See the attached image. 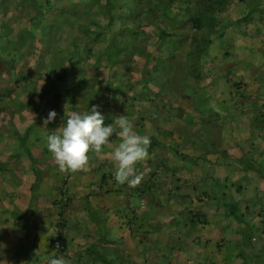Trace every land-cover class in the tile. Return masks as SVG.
I'll list each match as a JSON object with an SVG mask.
<instances>
[{
  "label": "crops",
  "instance_id": "obj_1",
  "mask_svg": "<svg viewBox=\"0 0 264 264\" xmlns=\"http://www.w3.org/2000/svg\"><path fill=\"white\" fill-rule=\"evenodd\" d=\"M26 8L0 0V264H264V91L240 85L233 43L218 48L226 35L198 52L175 33L151 66L138 38L86 42L77 26L53 31V15L23 19ZM176 58L183 86L167 88L176 74L162 63ZM93 105L104 126L123 115L150 136L138 186L114 179L115 134L88 171L54 164L47 135Z\"/></svg>",
  "mask_w": 264,
  "mask_h": 264
},
{
  "label": "rangeland",
  "instance_id": "obj_2",
  "mask_svg": "<svg viewBox=\"0 0 264 264\" xmlns=\"http://www.w3.org/2000/svg\"><path fill=\"white\" fill-rule=\"evenodd\" d=\"M76 4L77 7H80L79 4L85 3L86 0H72ZM70 3V0H53L52 7L55 8L53 10H56L53 14L55 15L56 26L58 22L62 19V11L64 9L72 7L73 3ZM180 0H116V3L111 5V11L113 12V17L117 18V20L112 23V25H109L108 29L103 31L102 33V40L104 41L106 37H108L110 31L115 32H121L122 29H127L131 32H136L133 34L134 36H130V33H122L124 37H127L128 39H136V41H142L141 46H144L146 42L148 44L147 51H149V55L144 57L147 63L151 64V66L155 63V59L157 56L162 55V49L164 51H171L173 50V39L175 37H168L169 39H166L168 43H164L158 39L157 36H159V31L165 29L166 33L168 34H175L179 33L180 36H187V38L191 37V44L192 47H196L197 44H199L200 39L203 37H209V34L206 29H202L200 31L195 32L193 30V24L188 19V15H183V13H178L177 8L182 6L184 10L186 8L189 9H195L198 7V1L197 0H189L188 2H185L183 5H180ZM70 3V4H69ZM188 3V5H187ZM105 4V3H104ZM97 8V7H96ZM96 8H93L96 9ZM165 10H168L169 12H166ZM259 10H263L264 13V0H262L261 6L259 7ZM106 6L103 8H100V12H95L94 20L96 23H100V25L105 24L107 21L108 14L105 12ZM183 11V10H182ZM181 11V12H182ZM111 12V13H112ZM169 13L168 15H164V13ZM176 13V15H175ZM195 13V12H194ZM231 14V18H235L237 14L236 9L231 10V12H228ZM24 17L30 16L33 14V10L31 8H26V11L22 13ZM82 15L81 13L74 15L68 13V17H63L65 24L60 25V29L58 30V33L60 31L65 32V36L68 37L75 35L74 28L78 27V21L79 17ZM68 18V19H66ZM222 20V19H221ZM224 20V19H223ZM226 21V20H225ZM111 26V27H110ZM237 29V31H236ZM142 34L141 36H138L139 34ZM226 36H224L223 39L225 40L221 42V46H218L220 50H223L224 47H228V41L233 43V47L235 48L237 59L240 61L236 66H239L242 68V72H238V74L243 75L240 77L241 81H238L240 85H243L244 88L248 85L249 88L256 91H264V18L261 17H255L253 22L245 28L243 24L241 25H235L232 29L226 30ZM218 32H213V34H210L211 39L215 43V38L217 37ZM59 35V34H58ZM122 36V39H123ZM210 38V37H209ZM60 40V39H59ZM135 42V39L133 40ZM212 46V45H211ZM206 44V47H211ZM213 50H216V47H212ZM184 59V58H183ZM208 60V58H207ZM228 60V59H225ZM139 64L141 63V60L138 59ZM218 63L217 61H214ZM216 65V63H214ZM161 63V62H160ZM158 63V64H160ZM166 67V72L172 74H176L174 78L170 79V81H164L167 88L176 87L178 84L183 86V83L180 82V78H182L184 75V71L186 68V64H181V62L178 61V58L175 60H166L162 63ZM248 64H250L252 67L248 70ZM213 65V66H214ZM209 66V67H213ZM218 66V65H216ZM243 68H245L243 70ZM196 73V72H195ZM198 76L200 75L199 73ZM235 76V75H234ZM233 74H229L227 79L225 80H235ZM252 77V78H250ZM251 79V80H250ZM245 82H247L245 84ZM192 85H195V88L199 91H201L202 82L192 80ZM194 89V88H193ZM246 89V88H245ZM235 258H228L226 259V262L228 264H232L233 260Z\"/></svg>",
  "mask_w": 264,
  "mask_h": 264
},
{
  "label": "clouds",
  "instance_id": "obj_3",
  "mask_svg": "<svg viewBox=\"0 0 264 264\" xmlns=\"http://www.w3.org/2000/svg\"><path fill=\"white\" fill-rule=\"evenodd\" d=\"M56 116L54 110L50 111L43 121L44 127ZM104 119L97 105L83 113L69 112L66 122L46 137V147L54 164L61 173L88 171L89 153L100 154L104 146L111 144L109 138L115 134L120 143L110 152L115 166L114 179L118 185L138 186L142 175L137 172V165L149 159L150 136L136 132L126 116L119 115L114 121L115 127L113 123L104 126ZM48 264H71V260L61 256L49 259Z\"/></svg>",
  "mask_w": 264,
  "mask_h": 264
},
{
  "label": "trees",
  "instance_id": "obj_4",
  "mask_svg": "<svg viewBox=\"0 0 264 264\" xmlns=\"http://www.w3.org/2000/svg\"><path fill=\"white\" fill-rule=\"evenodd\" d=\"M16 1H18L20 4H24L26 6L31 7V9L34 11V14H36L37 18H41L49 14L51 16L53 15L52 19L55 20V15L53 13L56 12V10L52 11L55 8V4L53 5L54 8L52 7L53 0H16ZM180 1L182 2V3L180 2L181 3L180 5H183L185 2H188L189 0H180ZM197 1H198L197 8L195 9L186 8V10H184L182 6L181 7L179 6L177 8V11L178 13H183V15L186 14L188 15V19L192 22L193 30L195 32L200 31L202 29L207 30L210 38L207 37V39L203 38L200 40V43L197 44L195 47L196 49L195 51L198 50V52H200V50L201 51L205 50L207 48L206 44L210 45V43L213 42L210 36V34H213V32L216 31L218 32V35L216 34L217 37L222 35L224 36L227 34L226 30L232 29L235 25L243 24V26L247 28V26L253 22L255 17L264 18L263 10H259L262 0H197ZM71 2L72 0H70V3ZM72 3L75 4L74 2ZM114 3H116V0H86L85 3L80 2L79 4H77L80 5L81 8L77 7L76 4L73 5L72 7L70 6V9L67 8L62 11V19L58 22L57 27H56V22H54V20L53 22H51L52 30L54 31L55 28L59 29L60 25L67 23L63 20L65 19L63 17H68V13L69 14L74 13V15L81 13L82 15H80L77 25L79 28L78 33L83 35V38H85L84 41L91 42L93 38H101V41H103L102 33L104 29L107 30L109 25H112L115 19L117 20L116 17L115 18L113 17V12L111 11L112 10L111 5H113ZM105 6H106L105 12L108 14V16L110 15V17H108L105 24L100 25V23L98 24L94 20V16H95L94 11L96 10V12H100V8H103ZM93 8L96 9L93 10ZM233 9L234 10L236 9L237 11V13H235L237 14L235 18H231V14L228 13L231 12V10ZM165 11L169 12L168 10ZM166 12L164 13V15L169 14ZM122 30L124 31V33L125 32L130 33L131 34L130 36H134L133 34L136 33L134 31L131 32L127 29H122ZM123 31L114 33L113 39H111L112 35H110L108 38L106 37L108 40H110L111 46H115L116 39L123 36L122 35ZM168 37H173V34L166 33L165 29L159 31L160 41L163 42ZM74 39L78 41L80 40V38H74ZM116 48H118L117 45ZM75 49H76V45L74 46V50ZM86 54H87V50H86ZM70 55H71L70 59L77 57V56H73L71 53ZM105 57H107L108 65L111 66L115 61L114 59L115 51L112 49V53L107 54ZM81 61H82L81 58L77 59V62H81Z\"/></svg>",
  "mask_w": 264,
  "mask_h": 264
},
{
  "label": "built area",
  "instance_id": "obj_5",
  "mask_svg": "<svg viewBox=\"0 0 264 264\" xmlns=\"http://www.w3.org/2000/svg\"><path fill=\"white\" fill-rule=\"evenodd\" d=\"M53 246L60 252L64 250L63 246L61 245L60 241H54Z\"/></svg>",
  "mask_w": 264,
  "mask_h": 264
}]
</instances>
